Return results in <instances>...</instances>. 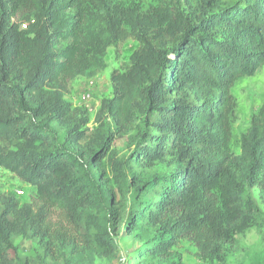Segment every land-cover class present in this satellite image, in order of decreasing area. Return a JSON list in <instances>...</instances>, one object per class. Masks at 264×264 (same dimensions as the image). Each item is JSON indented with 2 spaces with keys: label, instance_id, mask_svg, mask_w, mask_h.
<instances>
[{
  "label": "trees",
  "instance_id": "1",
  "mask_svg": "<svg viewBox=\"0 0 264 264\" xmlns=\"http://www.w3.org/2000/svg\"><path fill=\"white\" fill-rule=\"evenodd\" d=\"M154 2L121 21L114 0H0V166L36 191L24 203L0 194V264H17L19 236L75 264L114 259L124 226L154 264H183L182 240L225 262L237 233L262 222L248 190L264 200V105L240 154L231 142L232 89L264 65V0ZM25 9L35 23L22 30ZM94 21L138 46L88 134V111L65 92L101 62Z\"/></svg>",
  "mask_w": 264,
  "mask_h": 264
},
{
  "label": "rangeland",
  "instance_id": "2",
  "mask_svg": "<svg viewBox=\"0 0 264 264\" xmlns=\"http://www.w3.org/2000/svg\"><path fill=\"white\" fill-rule=\"evenodd\" d=\"M117 7V16L121 21L126 20L133 8L145 12L155 6L154 0H114ZM195 2L198 0H194ZM231 0H222V2ZM23 15H29L22 11L20 29L26 30L35 23V19H25ZM27 24V28L22 26ZM92 30L100 33L105 45V51L100 56V64L93 68V74L78 76L75 78L68 90L65 99L74 106L85 108L90 116V122L86 129L92 133L96 124V115L102 101L113 95L111 75L114 70H124L131 60L132 54L138 46L133 36L126 40L114 39L110 33L98 22L92 23ZM236 99L237 107L233 122V138L231 150L241 153V136L245 133L253 115L264 105V65L253 76L238 79L232 89ZM84 141H86L84 139ZM127 138H118L114 142V148L118 150L119 156L123 157L131 151L127 145ZM23 190V194L17 191ZM262 210V222L252 225L242 233L236 235V245L233 246L225 262H210L200 257L196 245L189 240H182L175 248L181 255L183 264H263L264 263V200L259 187L248 190ZM5 193L14 196L21 203L34 199L36 193L34 187L22 181L16 174L6 169L0 171V194ZM137 211L136 209L133 210ZM135 213V212H134ZM61 214H53V223L64 225ZM69 229V228H68ZM139 232H128L127 226L122 227L114 234L119 246L118 255L114 259L94 258L86 263L80 264H154V260L146 257L143 253L148 244L137 237ZM12 255L17 264H75L69 262L67 257L52 258L45 253L44 248L38 241L29 237L19 236L14 238ZM89 259V258H88Z\"/></svg>",
  "mask_w": 264,
  "mask_h": 264
},
{
  "label": "built area",
  "instance_id": "3",
  "mask_svg": "<svg viewBox=\"0 0 264 264\" xmlns=\"http://www.w3.org/2000/svg\"><path fill=\"white\" fill-rule=\"evenodd\" d=\"M22 26H23L24 28H27V24H26V23H23ZM2 169H4V168H3L2 166H0V171H1ZM17 192H18L19 194H23V190H18Z\"/></svg>",
  "mask_w": 264,
  "mask_h": 264
}]
</instances>
